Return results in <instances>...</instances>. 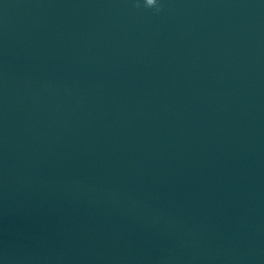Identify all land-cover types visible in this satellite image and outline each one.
I'll use <instances>...</instances> for the list:
<instances>
[{
  "label": "water",
  "instance_id": "1",
  "mask_svg": "<svg viewBox=\"0 0 264 264\" xmlns=\"http://www.w3.org/2000/svg\"><path fill=\"white\" fill-rule=\"evenodd\" d=\"M158 3L0 0V264H264V0Z\"/></svg>",
  "mask_w": 264,
  "mask_h": 264
},
{
  "label": "clouds",
  "instance_id": "2",
  "mask_svg": "<svg viewBox=\"0 0 264 264\" xmlns=\"http://www.w3.org/2000/svg\"><path fill=\"white\" fill-rule=\"evenodd\" d=\"M135 6L139 7V4L137 3ZM145 7H155V11L159 13L162 10L163 5L162 3H158V0H145Z\"/></svg>",
  "mask_w": 264,
  "mask_h": 264
}]
</instances>
